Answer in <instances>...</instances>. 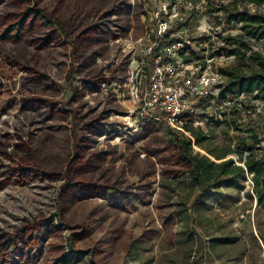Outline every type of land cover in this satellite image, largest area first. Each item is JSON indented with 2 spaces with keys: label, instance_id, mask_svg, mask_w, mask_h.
I'll return each mask as SVG.
<instances>
[{
  "label": "trees",
  "instance_id": "trees-1",
  "mask_svg": "<svg viewBox=\"0 0 264 264\" xmlns=\"http://www.w3.org/2000/svg\"><path fill=\"white\" fill-rule=\"evenodd\" d=\"M249 5L264 7V0H231L213 9L226 24H240L238 34L217 38L223 45L213 55L233 59L218 68L226 78V92L255 94L264 102V46L255 48L264 42V12H252ZM143 13L136 0H0V262L9 264L12 257L34 262L37 232L48 214L61 223L79 202L121 200L140 189L128 179L125 164H106L118 154L117 148L100 144L101 137L124 133L121 122L112 117L121 113L114 92L93 104L85 95L96 92L98 98L97 89L104 83L123 85L128 56L113 63L121 54L118 40L130 31L135 39L142 34ZM70 79L85 85L82 91L69 84ZM154 122L162 120H147L146 127ZM187 130L205 155L194 152L190 138L169 128L165 144L170 156L162 163L170 167L171 179H180L194 194L188 204L177 202L182 210L172 213L185 232L180 241L193 247L201 241L193 218L200 222L210 199L219 197L224 186L245 180V172L253 175L255 200L264 209V150L257 157L241 141L238 156L244 159V169L223 160L233 150L212 146V136L207 138L199 128ZM250 139L257 142L255 136ZM243 152L248 153L245 158ZM136 160L149 170L156 163ZM152 185L147 181L144 189ZM111 191L115 194L108 197ZM175 192L171 188L165 196L169 208ZM217 240L232 244L234 237ZM61 261L70 264L67 256Z\"/></svg>",
  "mask_w": 264,
  "mask_h": 264
},
{
  "label": "rangeland",
  "instance_id": "rangeland-1",
  "mask_svg": "<svg viewBox=\"0 0 264 264\" xmlns=\"http://www.w3.org/2000/svg\"><path fill=\"white\" fill-rule=\"evenodd\" d=\"M157 1L158 5L162 2L166 5L170 3L169 23L176 37L188 40L190 48L200 58H208L209 54L215 56L212 61H206L207 72H216L218 68L233 63L232 58L225 57L222 53L220 56L213 55L217 46L223 45L216 41L218 37L225 34L234 36L240 32V24L228 25L224 22L222 13L213 12L215 7L222 3L228 4L231 0H201L197 4L186 0ZM136 2L142 5L144 11L139 15L144 31L136 39L131 31L128 36L119 39L121 54L113 60L116 64L128 56L127 77L123 85L104 83L97 89L98 98H94L97 96L96 92L86 94L85 98L91 104L103 102L111 89L114 92L121 113L112 117L121 122L120 128L124 133L101 137L100 144L117 148L118 154L108 157L106 164H125L128 179L136 187H141H134V193L121 200L106 201L99 198L79 202L65 213L66 221L61 223L48 214L37 232L38 244L33 248L36 257L34 262L26 263L16 257L8 259V262L60 264L62 258L67 256L70 264H264V209L257 205L253 185L246 180L224 186L221 195L210 199L205 206L203 219L197 222V217L193 218L196 234L201 237L197 246L187 247L180 241L185 240V232L180 224H176L172 213L174 210H182L177 202L184 201L188 204L194 194L188 186L179 183L180 179H171L170 167L162 163L170 156L165 144V136L169 130L167 125L164 122H154L148 128L147 121H141L136 114L135 101L138 93L136 84L128 79V66L131 61L136 63L141 58L140 47L135 42L145 34V28L147 32H151L148 22L149 8H152L150 0ZM248 7L252 12H264L263 6ZM263 46L264 42L260 41L255 48L262 50ZM97 61L100 62L99 59ZM52 71H56V68ZM69 84L79 91L85 86L76 79H70ZM89 88L95 90L90 86ZM82 97L84 99V95ZM214 110L215 107H212L207 113L212 114ZM216 118L215 121L202 122L201 126L203 131L212 136V146L219 150L234 151L244 141L250 147V136L254 135L260 141L257 147L259 150L254 146L253 152L260 156L264 148V106L261 114L256 116L246 115L243 110L237 112L234 119L237 121L236 125L229 121V116ZM197 150L200 151L199 154L205 155L203 150ZM136 157L156 160L154 169H145L144 165L137 162ZM228 157L237 159L233 153ZM149 171L150 177L147 175ZM139 178L145 180L140 182ZM147 181H152L153 184L148 191L144 189ZM170 181L171 186L168 184ZM171 188L176 192L172 207L169 208L165 196L169 195ZM114 194L111 191L107 196ZM52 200L56 204L54 197ZM178 232L182 233L177 235ZM207 233L212 234L208 239H214V242L208 241ZM230 236L234 237L232 244L219 243L217 240ZM4 262L2 260L0 264Z\"/></svg>",
  "mask_w": 264,
  "mask_h": 264
},
{
  "label": "built area",
  "instance_id": "built-area-1",
  "mask_svg": "<svg viewBox=\"0 0 264 264\" xmlns=\"http://www.w3.org/2000/svg\"><path fill=\"white\" fill-rule=\"evenodd\" d=\"M157 2L150 0L152 8H149L150 18L147 22L151 32L145 28V34L135 42L140 47L141 58L136 63L131 61L128 66V79L136 84L138 93L136 114L141 121L161 119L171 130L190 138L192 148L197 150L187 128L202 130V122L215 121L216 117L221 116L231 117L229 121L236 125L234 119L237 112L243 110L246 115L256 116L261 114L264 102L256 99L255 94L226 92V78L218 70L206 71V61H212L215 56L200 58L190 48L188 40L176 37L169 23L170 3L166 5L161 1L158 5ZM203 62L204 68L201 66ZM212 107H215L214 113L208 114L207 110ZM203 133L207 138L210 137L209 132ZM255 137L257 142H252L251 149L259 145L260 140ZM239 152L238 146L233 151L237 159L226 157L223 160L230 159L245 169L244 159L239 161ZM257 154V157L261 156ZM243 155L247 156L248 153L243 152ZM252 176L245 172V180L251 185Z\"/></svg>",
  "mask_w": 264,
  "mask_h": 264
},
{
  "label": "bare ground",
  "instance_id": "bare-ground-1",
  "mask_svg": "<svg viewBox=\"0 0 264 264\" xmlns=\"http://www.w3.org/2000/svg\"><path fill=\"white\" fill-rule=\"evenodd\" d=\"M196 149H197V147H196ZM204 154H205V152H204Z\"/></svg>",
  "mask_w": 264,
  "mask_h": 264
}]
</instances>
